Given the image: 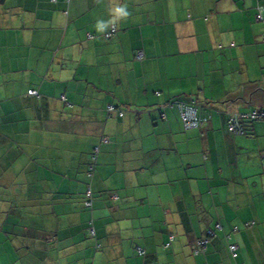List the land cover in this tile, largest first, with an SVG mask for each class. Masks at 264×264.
<instances>
[{"label":"crops","instance_id":"0c3cea01","mask_svg":"<svg viewBox=\"0 0 264 264\" xmlns=\"http://www.w3.org/2000/svg\"><path fill=\"white\" fill-rule=\"evenodd\" d=\"M263 2L0 0V264H82L80 231L145 225L163 264H264V120L241 116L264 109Z\"/></svg>","mask_w":264,"mask_h":264},{"label":"rangeland","instance_id":"374dc122","mask_svg":"<svg viewBox=\"0 0 264 264\" xmlns=\"http://www.w3.org/2000/svg\"><path fill=\"white\" fill-rule=\"evenodd\" d=\"M222 1L223 0H218L219 3H222ZM234 8L237 9L235 3ZM249 11L250 10L247 7L243 10V20L245 21L247 29H249L248 32H250V30L253 31V24L248 20L250 16ZM259 24L262 23L260 22ZM261 40L264 43L262 38ZM130 221L131 220H126L121 224L126 225V223H130ZM145 221H148V219L141 220L140 226H143ZM108 230H111L112 233H107ZM88 232L89 233L85 235L80 231V234H78V237H76L75 240L76 244L80 243V245L86 249V255L84 257H78V255L73 257V255H70L67 257L69 262L73 263L74 261L76 262V260H82V264H163L161 257L164 255V250L158 243L160 233L159 231L153 233L151 228H147L146 225L145 228H138L135 230H127V228H120V230L115 228H105V230L98 233L97 236L92 235L90 231ZM138 236L142 237L139 238ZM145 236L151 238L152 243H146L143 238ZM138 245L146 250V255L142 256V254L137 251ZM79 250H74L72 253H77ZM252 250L249 251L252 253L254 251L256 252L253 246ZM156 253L160 256V258H158L159 262H157L156 258H154V260L151 258V254ZM49 255L52 260H54V254L49 252ZM59 261L64 264L66 260L60 258ZM234 264H240L239 258ZM249 264H252V261H250Z\"/></svg>","mask_w":264,"mask_h":264},{"label":"built area","instance_id":"2783aa9c","mask_svg":"<svg viewBox=\"0 0 264 264\" xmlns=\"http://www.w3.org/2000/svg\"><path fill=\"white\" fill-rule=\"evenodd\" d=\"M66 1H69V0H66ZM255 16H256V20H258V21H263L264 20L263 7L262 6H260V5L257 6V12H256ZM114 30H115V26L112 25L111 28H110V31L107 32L105 34V36L106 37H110L112 35V33L114 32ZM262 39L264 40V34L262 36ZM136 57L138 59H141L142 58V52H138L136 54ZM28 93L29 94H37L36 90H33V89L28 90ZM157 94H159V93L157 92ZM169 103H171V105L175 104L179 108L180 117H181V120H182L183 125H184L185 128H196V127H199L200 122H201V118L198 115L197 107L195 106V104L193 102L185 103L183 101H173V102L171 101ZM107 110L108 111H115L116 108H115L114 105H109L108 104ZM118 113H119V115L123 114L122 111H118ZM241 116L249 118L251 120H264V109H254V110H252V111H250L248 113L242 114ZM227 128L232 133H239V132L242 131V124L239 121L237 116H231L228 119ZM95 149L97 150L98 148L96 147ZM263 162H264V157H263ZM86 195L88 197L90 196V190H87ZM89 204H90V202L87 201L86 205H89ZM211 233H212V230H208V234H211ZM205 243H206V239L198 240V242H197L198 247H197L196 250H200ZM230 250H231V252L233 254H235L236 245L235 244H231L230 245ZM138 252L139 253H143L141 248H138Z\"/></svg>","mask_w":264,"mask_h":264},{"label":"clouds","instance_id":"9594fccd","mask_svg":"<svg viewBox=\"0 0 264 264\" xmlns=\"http://www.w3.org/2000/svg\"><path fill=\"white\" fill-rule=\"evenodd\" d=\"M113 11H114L115 17L117 19L120 17H126L128 15V12L125 10L124 6L116 7L113 9ZM105 27H106V25L98 22V24H97L98 30H103Z\"/></svg>","mask_w":264,"mask_h":264},{"label":"trees","instance_id":"16d2710c","mask_svg":"<svg viewBox=\"0 0 264 264\" xmlns=\"http://www.w3.org/2000/svg\"><path fill=\"white\" fill-rule=\"evenodd\" d=\"M233 244V243H232ZM231 245V244H230ZM230 247V246H229ZM236 249H237V246H236ZM235 253H236V251H235Z\"/></svg>","mask_w":264,"mask_h":264}]
</instances>
